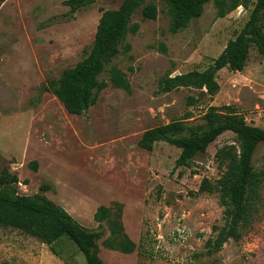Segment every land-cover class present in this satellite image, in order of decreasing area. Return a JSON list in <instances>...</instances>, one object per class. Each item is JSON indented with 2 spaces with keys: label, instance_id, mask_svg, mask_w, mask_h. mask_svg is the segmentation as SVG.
<instances>
[{
  "label": "rangeland",
  "instance_id": "1",
  "mask_svg": "<svg viewBox=\"0 0 264 264\" xmlns=\"http://www.w3.org/2000/svg\"><path fill=\"white\" fill-rule=\"evenodd\" d=\"M66 1L6 0L0 8V176L6 167L17 175L22 196L49 184L44 194L93 231L99 230L93 219L98 207L121 204L124 231L137 249L130 255L106 249L102 242L110 232L105 227L99 241L105 264H264V177L262 201L243 236L218 253L206 247L225 225L216 183L227 164L216 155L226 146L237 147L232 132L189 167H176L181 150L165 142L152 151L139 146L143 134L159 126L203 127L212 107L264 129V58L255 47L241 72H218L213 96L193 88L160 90L168 76L213 65L241 33L257 0H212L200 19L175 34L169 6L145 0L157 6V19H144L142 8L135 13L138 32L126 36L102 75L109 82L110 70L117 68L129 89L110 85L82 115L68 113L48 91V82L83 60L103 12L118 9L124 0H96L75 13ZM216 1L226 5L219 8ZM253 165L264 173V143ZM0 264L87 263L66 237L48 246L0 225Z\"/></svg>",
  "mask_w": 264,
  "mask_h": 264
},
{
  "label": "trees",
  "instance_id": "2",
  "mask_svg": "<svg viewBox=\"0 0 264 264\" xmlns=\"http://www.w3.org/2000/svg\"><path fill=\"white\" fill-rule=\"evenodd\" d=\"M6 0H0V8ZM96 0H68L71 12L91 5ZM170 8V32L178 33L193 21L200 19L205 6L212 0H162ZM219 8L226 3L216 1ZM142 8L146 20H156L158 9L155 4L145 5V0H124L116 10L104 11L97 27L92 47L75 67L66 69L57 81H49L47 89L72 115H82L95 106L99 94L110 85L117 89H129L125 75L117 68L110 70V81L102 79L106 66L118 57L121 44L129 33L138 32L139 24H132L135 13ZM255 47L264 58V0H257L248 22L241 33L228 42L221 55L208 69L168 76L160 83L164 93L190 88L210 96L219 90L217 74L223 69L241 72L244 69L250 49ZM130 50L129 46L125 47ZM205 125L187 127L182 122H173L147 130L140 142V148L152 151L154 145L165 142L181 150L176 167H189L199 155L221 135L232 132L237 139L236 146H226L218 151V160H226V170L216 183L224 207L225 225L215 237L207 242L208 253L222 250L231 239L239 240L250 226L258 204L262 201L261 187L263 172H257L253 157L258 146L264 143V129L249 125L245 118L236 113H221L212 107L204 116ZM30 167L37 171L38 164ZM17 175L6 167L0 176V225L12 227L52 246L61 238L72 241L84 255L87 264H105L100 257L99 241L105 236L106 227L110 236L103 246L125 255L133 254L137 245L125 233L122 224L121 204L112 207L100 206L93 219L99 230H89L75 220L63 207L51 201L44 192L50 189L43 184L40 193L22 196L17 193Z\"/></svg>",
  "mask_w": 264,
  "mask_h": 264
}]
</instances>
